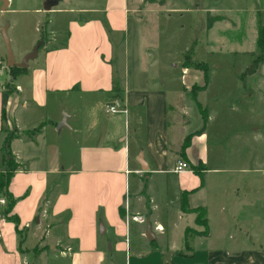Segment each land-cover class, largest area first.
<instances>
[{
	"label": "crops",
	"instance_id": "obj_1",
	"mask_svg": "<svg viewBox=\"0 0 264 264\" xmlns=\"http://www.w3.org/2000/svg\"><path fill=\"white\" fill-rule=\"evenodd\" d=\"M131 1L135 5L144 0H68L65 4L43 0V8L36 11L47 15L42 27L48 37L46 44L32 59L33 65L29 60L17 78L8 82L7 72L0 75V178L6 174L7 163L18 166L5 187L14 205L7 214V204L0 206V264H50L48 259L56 262L58 258L74 264L77 257L84 261L90 254H97L104 264L108 256L129 247L121 240L128 243L131 222H136L131 217L136 214L144 218L137 222L141 234L150 227L151 244L161 248L154 224L165 231L173 225L160 219L157 208H151L155 207L151 186L148 194L144 192V182L154 174L164 177L162 193L167 195L168 182H174L179 201L184 197L189 208L204 209L207 234L187 238L201 240L202 246L209 243L202 247L206 264H264V246L248 243L264 238V176H256L264 171L263 156L253 158L247 167L227 168L209 152L208 129L213 117L200 106L207 116L205 129L197 131L207 139L205 158L193 165L186 158V149L183 159L172 157L179 154L182 144L174 151L169 147V114L175 110L176 94L169 97L172 82L159 74L158 54L140 37L142 14L153 10L133 9ZM154 2L167 7L170 0ZM165 7L154 11L162 13ZM130 14L135 15L133 20ZM10 83L22 90L7 91ZM113 99L126 105V115L104 112V105ZM64 105L70 107L65 113L67 125L57 131L63 118L57 117V110ZM2 110L19 134L10 142L13 158L6 156L3 146L8 132L3 130ZM44 122L46 126L35 136L26 135ZM258 130L250 127L248 131L254 136ZM62 133L69 144H48ZM245 139L252 154V138ZM139 153L148 164V173L136 161ZM179 160L198 166L203 180L189 167L173 172ZM235 170L249 175L246 184L238 182L239 186L235 181L226 189L230 175L225 173L235 174ZM173 174L175 181L168 177ZM180 204V213L185 214ZM209 205L214 207L216 229ZM18 231H23L22 237ZM221 239L226 243L217 242ZM241 255H247L246 261Z\"/></svg>",
	"mask_w": 264,
	"mask_h": 264
},
{
	"label": "rangeland",
	"instance_id": "obj_2",
	"mask_svg": "<svg viewBox=\"0 0 264 264\" xmlns=\"http://www.w3.org/2000/svg\"><path fill=\"white\" fill-rule=\"evenodd\" d=\"M145 1L147 2L144 0L135 5L130 2L133 9L153 10L142 14L139 23L140 37L158 54L161 62L159 74L172 82V86L167 89L169 97L174 98L176 94L175 110L169 114V147L174 151L178 143H183L185 136L190 135L185 151L186 158L193 165H196L199 158H205L207 139L197 132L203 123L197 105L200 103V106L206 109L208 117H213L208 129L209 152L212 156L215 155V158L224 162L229 169L237 165L247 167L258 155L264 158V51H260L256 45L258 27L264 25V0H170L167 7L155 2L146 4ZM42 2L43 0H10L8 7L3 11V0H0V68L7 72L5 80L8 82L11 81L12 74L6 67V49L1 32L5 30L15 62L20 63L26 54L33 51L40 37L42 42L46 43L48 40L47 35L40 32L47 15L45 12L36 11L43 8ZM62 3L67 2L62 0ZM164 7L162 13L154 11ZM133 16L135 17L130 14V20H133ZM58 24H62L61 17H58ZM133 30L136 31L137 28ZM33 63V60L29 61L31 66ZM172 64H176L175 67H171ZM182 103L185 109L182 108ZM79 105L83 103L80 102ZM69 109V106L64 105L63 109L57 110V117H62ZM46 124L41 123V127ZM250 127L259 129L254 136L248 131ZM3 130L9 134L16 129L13 122L6 121ZM15 132L18 133L17 130ZM65 134L62 133L59 137L55 135L57 139L50 140L48 144L55 143L60 147L69 144ZM246 137L252 138V154L248 152ZM24 150L27 151V147H23L22 151ZM178 153L180 156H172L173 153L171 156L183 159L181 150ZM7 155L13 158V154L7 152ZM4 160L7 161L6 158ZM8 168L9 163L4 170ZM234 172L235 174L225 173L230 175L225 183L226 189L235 181L246 184L245 180L249 175L238 173L237 170ZM256 176H264V171ZM168 177L175 181L176 174ZM163 179L162 175L154 174L149 182H144V192L148 194L149 185L154 195L155 207L151 208H157L160 219L173 225L165 231L163 228L155 230V226L159 224H154L156 241L161 248L157 247L155 242L152 245L146 234H141L137 222H131L128 243L124 238L121 240L122 244L126 243L129 247L122 253L108 256L104 264H206L202 247L209 243L205 242V246H202L201 240L187 238L197 233L201 236L204 234V231H198L202 229V225L193 220L199 211L189 208L186 204L185 214H181L178 205L182 198L179 201L174 195L175 183L170 185L168 182L166 195L162 193ZM196 199L192 204L196 203ZM206 199L207 197L205 201ZM209 209L216 229L218 224L214 220V207L209 205ZM22 235L23 231H18V236ZM217 242L224 244L226 240ZM252 242L257 246H264V238L259 242L248 241L251 244ZM188 246L193 250L192 256L188 254L191 252V249L188 251ZM105 247L110 254V245ZM226 248L229 249L227 246ZM171 249L175 250L171 252ZM89 257L90 259L84 261L77 257L74 264H101L97 254H90ZM240 257L244 261L247 259V255ZM51 260L48 259L50 264H68L69 261L68 258H58L56 262Z\"/></svg>",
	"mask_w": 264,
	"mask_h": 264
},
{
	"label": "trees",
	"instance_id": "obj_3",
	"mask_svg": "<svg viewBox=\"0 0 264 264\" xmlns=\"http://www.w3.org/2000/svg\"><path fill=\"white\" fill-rule=\"evenodd\" d=\"M149 2H154V1H159L160 3H163L164 0H148ZM40 32H44L41 31ZM45 41L42 42V37H40V39L38 40L37 42V47H38V50L42 49L45 45ZM256 45H257V48L260 50V51H264V25H260L258 27V32H257V40H256ZM255 62V61H254ZM257 64V63H256ZM256 64L254 65V67L256 66ZM198 67L201 65L200 64H197ZM11 74H12V77L14 78H17L18 77V74L20 73H23L26 68H18V67H11L9 68ZM207 87V85H206ZM7 91L9 90H12L14 87H13V84H7ZM198 107H200V104L197 103ZM201 108V107H200ZM200 112H201V116H202V120H203V124H202V127L200 129V131H203L205 129V126H206V122H207V116L204 112V109L201 108L200 109ZM5 111L2 110V122H6V117H5ZM41 124L38 125L35 129L33 130H28L26 132V135L32 137V136H35L37 133L40 132L41 130ZM16 130H13L11 131V133H9L4 142H3V146L4 148L7 150V152L9 153V147H10V142L13 138L15 137H19L18 133L15 132ZM189 143V136H187L185 139H184V142L182 143L181 145V153L183 154V152L185 151L187 145ZM190 169H192L193 171L196 172V174L199 175L200 179L203 180V175L202 173L198 170V166H189ZM18 169V166L16 164H14L13 162L12 163H9V168L8 170L6 171V174L3 175L1 178H0V192H3V195L6 197L7 199V207L5 209V213H9L10 210L12 209L13 205H14V200L12 198V196L8 193V192H5V187L7 186L8 182H9V179L11 178V176H13V173ZM187 204L185 198L183 197L182 200H181V204H180V208L182 211H184V208H185V205ZM198 211H199V214L196 215V222L198 224H201L205 230H204V234L203 235H206L207 234V222H206V219H205V211L203 208L201 207H198L196 208ZM6 216V215H4ZM8 219H13V217H9ZM15 222H17V219L14 220ZM206 231V232H205ZM23 240V238H22ZM21 240V241H22Z\"/></svg>",
	"mask_w": 264,
	"mask_h": 264
},
{
	"label": "water",
	"instance_id": "obj_4",
	"mask_svg": "<svg viewBox=\"0 0 264 264\" xmlns=\"http://www.w3.org/2000/svg\"><path fill=\"white\" fill-rule=\"evenodd\" d=\"M65 1L68 2V0H65ZM7 7H8V0H3L2 10L3 11L6 10ZM46 8L50 9V6H46ZM1 34L3 37L5 49H6V67L7 68H11V67L27 68L28 61L34 59L35 56L37 55V51H38L37 45L34 47L32 52H30L24 56V58L22 59V61L20 63H17V62H15V59H14V56H13V53L11 50L10 40H9L4 29L2 30ZM67 119H68V115L63 114V118L61 119L60 122H58V124L56 126L57 131L61 130L63 127H65L67 125ZM136 161L140 165L141 171L143 173L149 172L148 164L144 160L142 153H139V155L136 157ZM146 237L149 238V240H153V236H151V234H150V227L148 228V231L146 233Z\"/></svg>",
	"mask_w": 264,
	"mask_h": 264
},
{
	"label": "built area",
	"instance_id": "obj_5",
	"mask_svg": "<svg viewBox=\"0 0 264 264\" xmlns=\"http://www.w3.org/2000/svg\"><path fill=\"white\" fill-rule=\"evenodd\" d=\"M3 70H4L3 68H0V75H4L3 73H5V72ZM14 88L17 91L22 90V88L19 85H16ZM103 110L107 115H117V114L126 115L128 113L126 105L119 99H113L110 102H107L104 105ZM187 168H188V164L184 161L179 160V161H177V164L175 165L173 172L179 173V172H182L183 170H185ZM6 204H7L6 197L3 194L0 195V206H5ZM131 219L136 221V222H141V223L144 222V218L140 215H137V214L133 215L131 217ZM155 230H162V226L156 225Z\"/></svg>",
	"mask_w": 264,
	"mask_h": 264
}]
</instances>
